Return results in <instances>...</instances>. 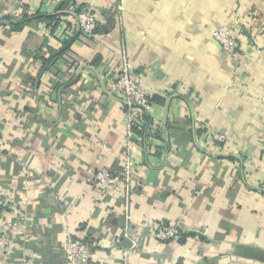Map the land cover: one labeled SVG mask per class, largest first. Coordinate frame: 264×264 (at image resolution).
I'll list each match as a JSON object with an SVG mask.
<instances>
[{"label": "crops", "instance_id": "obj_1", "mask_svg": "<svg viewBox=\"0 0 264 264\" xmlns=\"http://www.w3.org/2000/svg\"><path fill=\"white\" fill-rule=\"evenodd\" d=\"M71 5L94 14L93 40ZM124 62L152 124H135L130 186L99 191L126 155V104L103 81ZM0 140L12 259L66 264L72 239L90 264H264V0H0ZM160 225L181 233L159 242Z\"/></svg>", "mask_w": 264, "mask_h": 264}, {"label": "built area", "instance_id": "obj_2", "mask_svg": "<svg viewBox=\"0 0 264 264\" xmlns=\"http://www.w3.org/2000/svg\"><path fill=\"white\" fill-rule=\"evenodd\" d=\"M66 12L73 18L78 31L83 37L89 41L95 38L98 25L90 8L86 6L78 8L77 5H71ZM212 37L225 53L229 55L236 53L238 45L234 35L231 34L228 28H216L212 33ZM132 69L129 62H124L113 79L103 77L108 94L120 97L126 104V155L123 167L119 172L114 173L108 169H102L94 175L92 183L99 191H105L119 183H124L126 187H129L132 183L133 161L127 152L134 146L135 134L133 128L140 117L149 115L151 112V97L139 85L132 74ZM210 137L217 144L224 145L227 143L226 137L222 133L211 132ZM101 147L104 148V146ZM14 208H17L15 202L11 198L0 194V264H32L26 258L15 260L9 255L12 237L8 234V231L12 224H8L4 217ZM180 233L181 230L176 226L160 225L154 229L152 236L159 242H167L176 239ZM64 261L66 264H90L88 244L69 239L64 247ZM121 264L131 263L125 257Z\"/></svg>", "mask_w": 264, "mask_h": 264}, {"label": "trees", "instance_id": "obj_3", "mask_svg": "<svg viewBox=\"0 0 264 264\" xmlns=\"http://www.w3.org/2000/svg\"><path fill=\"white\" fill-rule=\"evenodd\" d=\"M66 7V5L64 6V8ZM81 7H84V5H79L78 6V8H81ZM33 18H44V19H47V20H52L53 19V17H51V16H39V15H33L32 16ZM32 18V19H33ZM28 18H22V20H21V22H25L26 20H27ZM4 20L5 21H9L10 19H9V17H6V18H4ZM17 26H18V24H17ZM97 31H98V29H97ZM68 47V44H66V45H64V47H63V49H62V51H64L66 48ZM154 101V100H153ZM151 102H152V100H151ZM142 119H143V121H144V129H143V132H145V131H147V132H149L147 129H148V127H150L151 126V124H152V120L150 119V117L148 116V115H143L142 116ZM135 131V129L133 128V132ZM151 131V130H150ZM146 132V133H147ZM145 133V134H146ZM145 137V136H144Z\"/></svg>", "mask_w": 264, "mask_h": 264}, {"label": "water", "instance_id": "obj_4", "mask_svg": "<svg viewBox=\"0 0 264 264\" xmlns=\"http://www.w3.org/2000/svg\"><path fill=\"white\" fill-rule=\"evenodd\" d=\"M126 245V244H125ZM128 245V244H127Z\"/></svg>", "mask_w": 264, "mask_h": 264}]
</instances>
